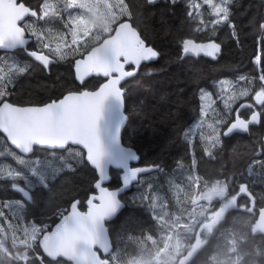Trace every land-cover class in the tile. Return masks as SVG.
Masks as SVG:
<instances>
[{"label":"trees","instance_id":"obj_1","mask_svg":"<svg viewBox=\"0 0 264 264\" xmlns=\"http://www.w3.org/2000/svg\"><path fill=\"white\" fill-rule=\"evenodd\" d=\"M105 1L98 2L95 14L92 3L87 10L74 8L63 13L64 19L51 18L50 24L37 21L35 26L62 32L70 17L84 16L87 22L94 24L96 17L106 11L115 17H110L109 22L116 24L119 13L114 6H122V0ZM25 2L36 7L40 0ZM126 2L131 7L133 25L161 55L155 61L142 64L137 75L130 78L126 100L128 120L122 131V142L136 149L141 165H160L163 169L160 173L143 174L139 182L121 195L125 206L107 222L113 244L112 255L108 256L110 264H175L195 241L199 225L243 186L254 196L255 209L251 212L229 209L212 226L204 227L200 247L184 264H264V231L255 228L258 208L264 207V181L240 175L246 172L245 166L254 146L258 147L264 140V126L251 125L248 133L221 136L220 144L213 149L215 159L205 154L202 140L217 127L216 121L220 118L233 121L236 109L244 101L255 103L253 95L259 90L260 82L255 81L247 96H239L246 87L239 77L258 74V65L253 63L254 54H259L258 32L248 23L250 19L264 17V0H234L230 19L238 26L239 46L231 38L227 25L214 36L208 30L198 31V21L186 15L191 0H177V6L171 8L166 0H157L155 5H147L146 0ZM202 13L205 19L209 18L207 6ZM104 36L106 34L102 33L99 39ZM29 38L28 48L35 49V38ZM185 38L215 39L221 43L222 51L215 60L201 55L182 57L181 44ZM94 43L93 39L90 46ZM0 57L9 63L15 61L31 66L29 73L17 77L13 97L17 104L45 103L80 87L74 78L71 57L52 64L48 71L22 49L11 51V54L0 50ZM100 79L103 78H87L88 87L95 88ZM221 80L232 83L237 98L228 100L231 90L223 99L219 98L217 85ZM201 89L213 93L216 101L205 117H201L200 112ZM224 100H228V107ZM240 112L246 117L249 110ZM184 132H189L187 140ZM10 151L19 154L0 141V202L14 205L5 210L12 223H31L36 217L50 218L48 222L51 223L52 219L58 220L57 213L67 208L74 198L83 203L95 191L96 173L75 155L61 150H38L23 155L26 163L21 165L6 155ZM177 160L183 163V169L177 168ZM33 167L46 169L51 192L42 189L39 178L31 173ZM9 170L22 171L26 179L7 178ZM53 173H58L55 180ZM110 176L108 186L117 187L120 170L111 169ZM14 182L27 189L30 195L35 194L37 202L26 203L22 192L11 188ZM214 186L222 188L223 193L213 191ZM237 205L249 207V196H239ZM15 217L21 220L16 221ZM0 225L7 227L2 218Z\"/></svg>","mask_w":264,"mask_h":264},{"label":"snow or ice","instance_id":"obj_2","mask_svg":"<svg viewBox=\"0 0 264 264\" xmlns=\"http://www.w3.org/2000/svg\"><path fill=\"white\" fill-rule=\"evenodd\" d=\"M15 3L20 7V13L10 34L0 39V50L24 48L29 44V37L35 38L36 48H25V54L39 62L45 71L50 70L52 64L71 57L74 78L80 87L67 90L62 96L45 103L17 104L13 100L17 77L29 73L31 66L15 61L9 63L0 57V133L3 134L0 141L14 147L19 153L10 151L6 155L23 165L26 163L23 154L58 149L78 157L98 173V177L93 185L97 191L91 192L83 203L74 198L67 208L57 213L59 219H52L51 223L48 222L50 218L40 217L34 218L31 223H12L5 210L12 209L14 205L0 202V218L7 223L6 228L0 225V264H105L108 258L103 253L108 248L96 220L115 213L120 206L119 194L133 180L139 182L144 173H160L163 169L160 165L151 169L140 166L141 156L131 147L124 146L121 137L122 126L128 120L126 100L130 78L137 75L142 63L159 59L161 53L129 22L132 12L126 0H122V6H114L119 13L118 23L111 24L110 17H115L106 11L96 17L94 24L83 18L70 17L62 32L51 28L41 29L35 24L37 21L50 24L51 18L64 19V12L91 6L78 3V0H40L36 7L28 5L25 0H15ZM156 3L157 0H146L147 5ZM166 3L170 8L177 6V0H166ZM233 3L234 0H191L186 15L198 21V31L208 30L213 36L227 25L231 38L239 46V29L230 19ZM205 6L209 12L208 19L202 13ZM29 17L35 19L29 20ZM248 26L258 32L256 43L259 54L253 56V63L258 65V74L255 77H239L246 84L239 96H247L257 80L260 82L259 90L254 91L255 103L241 104L236 109L234 122L220 118L216 121L217 127L207 137H202L204 152L211 159H215L213 149L220 144L221 136L228 137L237 131L248 133L250 125L264 126V17L250 19ZM102 33L107 37L103 42L99 39ZM93 39L95 43L90 46ZM182 43L183 53H203L214 60L222 51L221 43L214 40L196 44L186 39ZM93 76L103 79L90 89L86 77ZM217 88L219 98L223 99L230 90L232 95L228 100L237 98L230 81H219ZM228 100H224L226 107L229 106ZM200 101L201 117H205L216 101L213 93L203 89ZM240 109L249 110L247 118L241 115ZM131 123L129 121V125ZM124 132L127 133L128 129H124ZM189 132L183 133L185 140ZM130 162H137L136 166H130ZM192 164L195 166V159ZM109 166L122 170L120 186L115 189L102 185L103 181L110 179ZM176 166L184 168L180 160H177ZM245 168L246 172H241V176H255L258 181H264V140L259 142L258 147L254 146ZM31 173L39 178L42 189L52 191L46 169L33 167ZM57 175L53 173L52 179L55 180ZM7 178L26 179L20 170H9ZM11 188L22 192L27 198L26 203L37 202L35 194L30 195L17 183H12ZM213 191L223 193L219 186H214ZM85 205L87 210L82 211ZM15 219L21 220L20 217ZM91 244H99L103 251H93Z\"/></svg>","mask_w":264,"mask_h":264},{"label":"water","instance_id":"obj_3","mask_svg":"<svg viewBox=\"0 0 264 264\" xmlns=\"http://www.w3.org/2000/svg\"><path fill=\"white\" fill-rule=\"evenodd\" d=\"M20 13V7L18 5H16L15 3V0H0V39H3L6 35L10 34L11 30L15 27L16 25V18L18 17ZM119 22V21H118ZM117 22V23H118ZM130 23H132V21L130 20L129 21ZM133 24V23H132ZM134 26V25H133ZM135 27V26H134ZM138 30V29H137ZM139 31V30H138ZM106 36H104L100 41L103 42L106 40ZM186 39H190L193 41V43H196V44H206V43H209L211 41H215L217 43H219L218 41H216L215 39H208V40H204V41H196L192 38H185L184 40ZM27 46V45H26ZM25 46V47H26ZM18 48H21V47H17L16 49ZM14 49H10V50H2V51H13ZM181 52H182V57L183 56H193V57H197L199 55L201 56H204L206 58H210L212 59V57L210 56H206L204 55L203 53H200L199 55H196L192 52H189L187 54L183 53V43L181 44ZM32 58V57H31ZM33 59V58H32ZM34 60V59H33ZM35 61V60H34ZM155 61V60H153ZM37 62V61H35ZM151 62V61H149ZM39 63V62H37ZM145 63H148V62H145ZM145 63H142V64H145ZM40 64V63H39ZM75 76V74H74ZM89 78V77H86V79ZM78 82V81H77ZM79 83V82H78ZM65 94V93H64ZM247 102H243L242 104H246ZM21 105H27V104H21ZM239 108V107H238ZM241 110V109H240ZM110 115V113H109ZM127 115V113H126ZM128 116V115H127ZM126 122L127 120L125 121L124 125L122 126V131H123V128L124 126L126 125ZM231 122H234L231 121ZM251 126V125H250ZM122 131H121V137H122ZM238 133H244V132H239L237 131ZM235 133V132H234ZM2 134V133H1ZM3 135V134H2ZM123 143V142H122ZM124 144V143H123ZM124 146L126 147H131V146H128V145H125ZM14 148V147H12ZM134 151H136V149L134 147H131ZM58 150V149H57ZM18 151V150H17ZM23 155H29V154H23ZM139 155V154H138ZM136 163L137 162H130V166H136ZM140 166H147L149 167L150 169L151 168H154L153 165H141ZM111 169H116L115 166H109V169H108V175L111 179V176H110V170ZM120 170V169H118ZM152 172V171H150ZM150 172H147V173H150ZM96 173V172H95ZM146 174V173H144ZM96 176L98 177V173H96ZM122 176V170H120V177ZM96 177V178H97ZM109 180H106V181H103L102 182V185L103 186H106V187H109L108 186V182L110 181ZM96 182V180H95ZM94 182V183H95ZM137 181L133 180L130 184V186L125 189L124 191H122L120 194H119V202H120V206L116 209L115 213L109 215V216H106V217H102V218H98L96 220V225L97 227L99 228L100 230V235L102 236V238L106 241V245H107V248H108V251L106 253H103L104 256H106L108 258L109 255H112V251H113V244H112V240H111V237L109 235V231H108V226H107V222L111 221L119 212L120 210L125 206V202L121 199V195L123 193H125L126 191L130 190L131 189V186L136 183ZM120 186V184L118 185ZM117 186V187H118ZM21 187V186H19ZM110 189H115L116 187H109ZM25 189V188H24ZM26 191H28L27 189H25ZM97 191V190H95ZM29 192V191H28ZM23 194V193H22ZM242 195H248L249 198H250V205L249 207L245 208V207H242V206H238L237 205V199L239 196H242ZM111 205H109L110 207ZM256 207L255 205V198L254 196L247 190L246 186H243L241 188V190L229 201L227 202H224L222 203L213 213L212 215L204 222H202L198 229H197V233H196V238H195V241L192 243V245L190 246V248L182 255H180L178 257V259L176 260L175 264H184L189 258H191L195 252L198 250V248L200 247L201 243H202V240H201V231L204 227H210L212 226L215 222H217L222 216L223 214L229 210V209H239V210H242V211H247V212H251L252 210H254ZM82 211H86L87 210V207L85 206V209H81ZM255 228L258 230V231H264V207H260L258 208V213H257V217L255 219ZM93 239H94V234H93ZM85 247H87V245H85ZM91 248L93 251H97V252H102L103 250L101 249L100 245L99 244H91ZM110 262V259L108 258V260L105 262V264H109Z\"/></svg>","mask_w":264,"mask_h":264},{"label":"rangeland","instance_id":"obj_4","mask_svg":"<svg viewBox=\"0 0 264 264\" xmlns=\"http://www.w3.org/2000/svg\"><path fill=\"white\" fill-rule=\"evenodd\" d=\"M88 1H90L91 3L90 4H88ZM100 1H104V0H78V2H82V3H84V4H86V5H90L91 6V4L93 3V9H94V12H93V14H95V11H97V5L100 3ZM108 1V0H107ZM107 1H105V2H107ZM99 2V3H98ZM87 8H89V7H87ZM86 9V8H85ZM84 9V10H85ZM87 10V9H86ZM111 14V13H110ZM111 16H113V14H111ZM80 18H85L84 16H80ZM212 214V213H211ZM211 216V215H210Z\"/></svg>","mask_w":264,"mask_h":264},{"label":"flooded vegetation","instance_id":"obj_5","mask_svg":"<svg viewBox=\"0 0 264 264\" xmlns=\"http://www.w3.org/2000/svg\"><path fill=\"white\" fill-rule=\"evenodd\" d=\"M29 43H30V38H29ZM29 45V44H28ZM28 45L26 46V47H24V48H18V49H22V50H24L25 51V48H27V49H31V48H28ZM14 50H17V49H14ZM13 50V51H14ZM6 52H8V53H10L11 54V51H6ZM37 63V62H36ZM39 64V63H38ZM242 110V109H241ZM248 115H249V113H248ZM248 115L246 116V117H244V118H247L248 117Z\"/></svg>","mask_w":264,"mask_h":264}]
</instances>
